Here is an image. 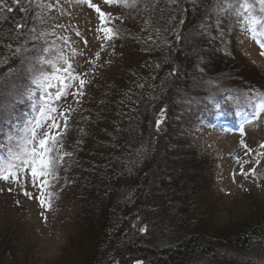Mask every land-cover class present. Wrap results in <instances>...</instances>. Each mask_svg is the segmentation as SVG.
Wrapping results in <instances>:
<instances>
[{
	"label": "trees",
	"instance_id": "obj_1",
	"mask_svg": "<svg viewBox=\"0 0 264 264\" xmlns=\"http://www.w3.org/2000/svg\"><path fill=\"white\" fill-rule=\"evenodd\" d=\"M128 2L135 8H141L145 18L143 26L148 35L143 40L134 39L125 27L120 31L121 36L118 29L115 31L114 22L111 28L115 37L118 35L123 41H133L132 47L136 49L142 48L135 54L141 59L137 66L138 74L126 88L117 89L111 99H101L96 105L95 119L106 110V103L112 106V109L108 107L110 114L103 123L100 122L102 125L95 121L91 130L66 129L65 136L71 130L76 141L69 143L68 156L55 168V172L63 169L72 178L76 186L72 200L82 204L83 215L79 218L82 219L83 241L87 250L81 264H121L120 260L128 253L134 257L144 254L147 251L144 245L146 231L142 229H147L149 214L155 206L150 200L155 196L161 199L160 206L155 209L161 210L168 224V243L155 249L157 254L151 255L147 264H264V213L249 224L208 236L192 222L186 206L191 193L187 184L196 183V180L186 181L180 177L173 170L170 156L172 147L177 145L173 138L175 134H181L180 127L191 122L209 126L217 116L230 128L238 126L239 118L248 114L250 103L264 97L260 86L246 81L242 70L246 64H241V58L234 49L236 37L249 29L248 14L236 15V0H228V3L224 0ZM248 2L253 5V15L264 20L258 0ZM4 3L14 11L0 10L1 157H5L9 146L13 147V138L24 121L37 124L36 119L28 120L32 117L31 112H36V109H31L30 102L33 81L49 70L53 71L42 60L54 61L57 56V51L51 49V43L45 38L46 30L40 25V20L31 23L36 11L35 2L20 0L17 5L12 0H4ZM9 22L32 24V29L22 35L17 30L13 35L6 26ZM177 23L189 26L186 36L194 37L187 42L189 56L179 62V69L183 67L186 71L187 82L180 83L183 88L181 102L161 106L164 107L163 116L171 121L168 138L163 145L156 135V148L150 154L154 164L145 167L146 158L138 149L142 116L151 97H165L169 90L167 84L170 80L163 83L161 79L167 72L166 66L170 68L171 64H178L171 60L174 44L176 46V42L181 41L179 33L175 32ZM181 42L184 46V40ZM44 49L49 51L44 52ZM192 55L200 64L193 63ZM62 74L57 73L58 76ZM167 76L173 79L169 74ZM210 98L213 99L210 101ZM113 99L115 101L111 104ZM232 102L230 107L226 106ZM15 123L20 127L7 138ZM49 126L45 129L48 130ZM2 143H7V146L4 148ZM156 150L159 151L156 159H152ZM261 163L262 159L258 170ZM121 189L128 194L121 196ZM234 256L237 259L235 263L232 260Z\"/></svg>",
	"mask_w": 264,
	"mask_h": 264
},
{
	"label": "rangeland",
	"instance_id": "obj_2",
	"mask_svg": "<svg viewBox=\"0 0 264 264\" xmlns=\"http://www.w3.org/2000/svg\"><path fill=\"white\" fill-rule=\"evenodd\" d=\"M33 2L36 4V11L31 23L40 20V25L45 28V38L51 43V49L57 51L54 62L58 67H67L64 63L67 61L72 65L69 71L85 80L83 88L80 89L79 81L69 79L67 72L58 73L62 75H59L60 79H56L52 75L53 71L49 70L36 80L38 83L34 84L33 96L30 98L31 109H36V112H31L32 117L28 120L36 119L37 124L42 125V128L37 129L40 133L47 131L45 128L51 123L47 119L48 106L57 108V113L52 115L57 117L60 127L52 131L53 134H58L60 144L57 146L58 151L53 155H61L64 159L68 156L64 154L68 153L69 143L76 141L71 130H68L69 135L65 136L66 129L72 127L91 130L95 121L102 125L103 119L110 114L108 107L112 109V106L106 103V110L102 112L101 117L95 119L96 105L101 99H111L117 89L126 88L127 83L133 81L138 74L137 66L141 59L135 54L142 48L132 47L133 41H123L120 31L125 27L127 32L130 31L132 38L142 40L148 33L143 26L145 18L140 7H124L123 4H109L105 0H90L94 7H89L84 0ZM96 7L111 14L104 17L107 21L104 25L101 24ZM113 22L114 29L119 30L120 36L115 37L112 32L111 38H107L104 31H97L101 27L111 28ZM6 26L13 35L17 30L18 34L22 35L32 29V24L24 22H18L16 25L9 22ZM188 27H183L181 23L175 25V32L179 33L181 41L184 40V46L181 41L179 44L175 40L176 46L174 44L171 60L177 61L178 64H171L170 68L165 67L167 72L162 76L161 82L170 80L167 84L169 90L165 97H151V101L144 108L138 149L146 158L145 167L154 164L150 154L153 148H156V135L163 145L168 138L167 130L171 121L165 119L164 107L161 106L174 105L183 98L180 83L185 82L187 75L183 67L179 69V62L189 56L187 42L194 38L186 36ZM234 49L241 58H238L241 64H246L242 69L246 81L264 90V56L260 55L264 49L257 44L254 34L248 29L240 32L235 39ZM190 58L194 64H200V61L196 62V56L192 55ZM175 72L176 74L172 75ZM84 73L87 75H83ZM168 74L173 79L169 78ZM49 84L51 87L47 86ZM64 84L71 85L66 90L69 94L59 100L55 99L58 92L65 90ZM78 89L83 92L82 96L71 95L77 93ZM212 99L210 98V101ZM114 101L115 99L111 104ZM232 104L233 102L226 106L230 107ZM249 108L248 114L239 118L241 122L238 126L230 128L217 116L209 126L196 122L184 125L179 128L181 134H175L173 138L177 143L170 151L173 170L186 181L196 180V183L187 184L191 193L188 194L186 206L192 222L206 231L208 236H215L234 226L249 224L264 213V156L260 155L264 153V148L260 146L264 144V97L250 103ZM42 112L44 115H41ZM60 113H65V116H60ZM35 125L23 122V126L13 138V147H8L5 157L0 156V166L9 168L12 165H20L21 161L13 158V152H22L24 142ZM17 127H20L18 123L13 124L11 133L6 135L7 138ZM17 142L19 148L16 147ZM2 145L5 148L7 143ZM157 152L159 151L156 150L152 159H156ZM261 159L262 167L260 165L258 170L257 161L260 163ZM58 165L59 162L56 168ZM252 169L256 170L255 176L251 174ZM55 173V177L43 178L48 181L47 185L37 181L36 186H33L28 172L20 174L19 183L0 180V264H81L86 257L87 244L83 241L84 228L82 219L79 218L83 215V208L82 204L71 197L76 189L75 182L63 169L60 172L56 169ZM185 188L186 186L183 187ZM26 192L32 198L25 195ZM120 193L121 196L128 194L122 189ZM158 197L150 200L155 206L149 214L150 220L144 236L147 251L135 257L134 254L128 253L120 260L121 264H147L152 258L151 255L157 254L159 246L168 243L166 217L160 209H155L160 206L161 199ZM41 201H45L43 206ZM170 237L171 235L168 236ZM232 260L237 262L235 256Z\"/></svg>",
	"mask_w": 264,
	"mask_h": 264
},
{
	"label": "snow or ice",
	"instance_id": "obj_3",
	"mask_svg": "<svg viewBox=\"0 0 264 264\" xmlns=\"http://www.w3.org/2000/svg\"><path fill=\"white\" fill-rule=\"evenodd\" d=\"M84 2L88 3L89 7H94L90 3V0H84ZM106 3H123L125 7L131 6L128 2V0H105ZM134 2V0H133ZM171 2L175 3L176 0H171ZM225 3H228V0H224ZM13 4H20V0H12ZM258 3L260 5V12L264 13V0H258ZM233 6V5H229ZM236 15L237 16H243L245 13L248 14V21H249V31L254 34V37H256L257 44L264 49V20L257 19L253 13H252V7L253 5L248 2V0H236ZM4 8L7 9L8 12L14 11L13 8L8 7L7 4L4 3V0H0V10H3ZM23 11H26V9H23ZM96 11L101 17V24L104 25L107 23V21L104 20V17L110 16V13H104L100 10L99 7H96ZM118 19V18H117ZM259 26V27H258ZM17 27H20L17 25ZM97 31H104L106 33L107 38H111V34L113 32V29L111 28H105L101 27L98 28ZM79 34V33H77ZM85 43H87L85 41ZM19 49H17V52ZM44 52H48V49H44ZM261 56H264V51H261ZM97 58H99V53H97ZM42 63L48 64L52 69V75L56 79H60L57 73L60 72H67L68 78L73 81H79L80 89L83 88L85 84V80L81 78L80 75L74 74L73 71H69L72 69V65L68 64L67 61L64 63L67 64V67H58L57 64L51 60V59H43ZM83 75H87V73H84ZM47 79V77H45ZM34 84L38 83V81L34 80ZM61 83L63 84V80H61ZM48 87H51V84L47 85ZM71 85L64 84V91H60L57 93L55 99L59 100L61 97H66L69 93L66 91ZM74 97L76 96H82L83 92L78 89L77 93H71ZM78 102V100H77ZM48 116L47 119L51 122L50 126L47 131H44L42 133L38 132L37 129L42 128V125L39 123L37 124L36 128H33L30 130V134L28 139L24 142V148L21 153L13 152V158L20 160V165H12L9 168H5L0 166V180H3L5 182L13 181L19 183L20 181V174L24 172H28L32 178L33 186H36L37 181H40L42 184L47 185L48 181L46 179H43L48 176L55 177V168L58 162L63 161V156L61 155H53L54 152H57V146L60 144V141L58 139V134H53L52 129H59L60 124L57 123V117L52 115L54 113H57V108L52 107L51 105L48 106ZM71 111V109H69ZM41 115H44V112L41 113ZM60 116H65V113H60ZM159 124V121L157 122ZM65 127L67 126V121L65 119L64 121ZM261 148H264V144L260 145ZM16 147H20L19 142H17ZM64 155H68V153H65ZM260 155L264 156V153H260ZM257 164H259V161H257ZM251 174L253 176L256 175V170L252 169ZM11 191V189H9ZM25 195H28L29 198H32L29 193H25ZM45 204V201H41V205L43 206ZM142 231H146V229H142Z\"/></svg>",
	"mask_w": 264,
	"mask_h": 264
},
{
	"label": "water",
	"instance_id": "obj_4",
	"mask_svg": "<svg viewBox=\"0 0 264 264\" xmlns=\"http://www.w3.org/2000/svg\"><path fill=\"white\" fill-rule=\"evenodd\" d=\"M136 264H139V263H136Z\"/></svg>",
	"mask_w": 264,
	"mask_h": 264
}]
</instances>
